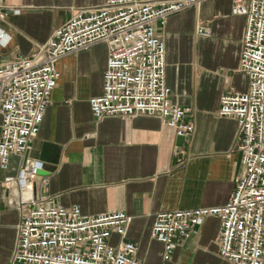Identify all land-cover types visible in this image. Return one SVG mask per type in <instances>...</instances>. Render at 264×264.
Here are the masks:
<instances>
[{
    "label": "crops",
    "instance_id": "1",
    "mask_svg": "<svg viewBox=\"0 0 264 264\" xmlns=\"http://www.w3.org/2000/svg\"><path fill=\"white\" fill-rule=\"evenodd\" d=\"M105 1L2 0L6 15L0 27L12 40L0 47V61L31 54L77 9ZM232 8L233 0H207L157 26L167 44L172 101L187 108V119L195 123L188 138L157 116H94L89 99L103 92L106 43L56 64L61 76L31 142L30 157L44 173L37 191L65 207L79 205L86 215L124 210L131 217L128 238L138 245L143 264H231L218 253L217 217L195 226L168 259L151 230L159 212L224 205L244 170L237 121L219 114L224 93L248 88L239 71L247 18ZM200 21L211 27L210 36L197 33ZM23 161L24 156L14 155L9 172L0 166V264H10L22 214L10 204L15 195L2 182L8 173H18ZM43 176H49L45 185Z\"/></svg>",
    "mask_w": 264,
    "mask_h": 264
},
{
    "label": "built area",
    "instance_id": "2",
    "mask_svg": "<svg viewBox=\"0 0 264 264\" xmlns=\"http://www.w3.org/2000/svg\"><path fill=\"white\" fill-rule=\"evenodd\" d=\"M205 1L106 0L82 7L36 51L0 61L1 168L9 172L12 157H25L31 149L61 76L57 62L101 42L108 45V59L103 92L89 99L94 116H157L178 136L192 135L195 123L187 119L188 109L172 101L167 44L157 26ZM5 12L0 0V19L5 20ZM232 12L247 18L239 71L248 88L224 93L219 114L237 121L244 170L224 205L156 215L151 237L163 244L165 259L195 226L217 217L219 255L231 264H264V0H233ZM197 33L210 36L211 27L200 21ZM11 40L0 27V47L7 48ZM41 169L29 157L17 174L8 173L2 182L15 195L10 204L22 212L10 264H143L138 245L128 238L131 217L124 210L86 215L79 205L57 204L37 191ZM48 178L43 176L42 185Z\"/></svg>",
    "mask_w": 264,
    "mask_h": 264
},
{
    "label": "water",
    "instance_id": "3",
    "mask_svg": "<svg viewBox=\"0 0 264 264\" xmlns=\"http://www.w3.org/2000/svg\"><path fill=\"white\" fill-rule=\"evenodd\" d=\"M29 157H30V150L27 151V153L25 154V157H24V165H26L27 160L29 159ZM39 174L40 175H43L44 173H43V171H40Z\"/></svg>",
    "mask_w": 264,
    "mask_h": 264
}]
</instances>
